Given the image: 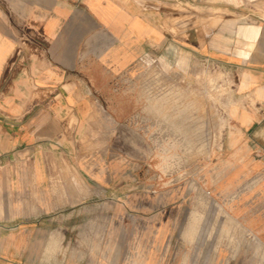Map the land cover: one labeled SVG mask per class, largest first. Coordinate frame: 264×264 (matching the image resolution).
<instances>
[{
	"label": "crops",
	"instance_id": "crops-1",
	"mask_svg": "<svg viewBox=\"0 0 264 264\" xmlns=\"http://www.w3.org/2000/svg\"><path fill=\"white\" fill-rule=\"evenodd\" d=\"M222 9L234 12L224 27ZM181 16L221 24L183 45L164 24ZM181 47L235 68L237 99L250 105L236 111L228 146L264 147V0H0V264L33 261L36 226L53 229L92 210L78 207L84 199L114 195L115 124L132 115L115 86L149 63L178 68ZM238 166L225 180L257 177L264 198V173L255 176L264 156L245 154ZM249 227L264 244V228Z\"/></svg>",
	"mask_w": 264,
	"mask_h": 264
},
{
	"label": "rangeland",
	"instance_id": "rangeland-1",
	"mask_svg": "<svg viewBox=\"0 0 264 264\" xmlns=\"http://www.w3.org/2000/svg\"><path fill=\"white\" fill-rule=\"evenodd\" d=\"M233 13L222 9L223 27ZM217 17L164 24L188 45L218 27ZM179 58L178 68L149 63L115 86L131 99L132 115L115 124L114 195L84 199L78 207L92 210L57 219L53 229L36 226L34 260L20 264H264L262 237L249 227L264 228L262 182L225 180L239 175L245 154L264 156L262 146H228L238 135L236 111L250 105L237 99L238 73L186 47ZM169 207L173 226L160 244L158 223Z\"/></svg>",
	"mask_w": 264,
	"mask_h": 264
}]
</instances>
